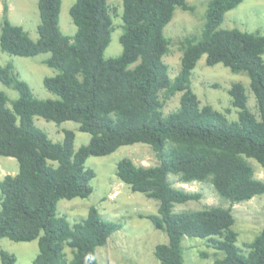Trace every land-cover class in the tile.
I'll return each instance as SVG.
<instances>
[{"label": "trees", "instance_id": "obj_1", "mask_svg": "<svg viewBox=\"0 0 264 264\" xmlns=\"http://www.w3.org/2000/svg\"><path fill=\"white\" fill-rule=\"evenodd\" d=\"M241 1L207 0L200 33L180 40L181 65L173 78L162 59L170 44L164 27L177 7L193 9L187 0H122V51L115 57L104 56L113 31L108 0H74L69 8L73 35L60 29L61 0H38L36 39L10 21L3 2L0 49L20 56L49 53L43 62L57 72L42 81L57 96L38 98L12 62L0 65V81L18 93L9 99L0 90V156L18 162V171L0 180V237L37 239L32 264H98L96 247L121 223L103 218L94 205L71 223L58 212V201L90 195L95 171L85 167L88 156L141 142L159 162L137 165L122 157L116 176L132 191L158 201L156 213L140 217L168 237L154 247L159 264H185L184 236L206 238L221 251L213 264H264V226L244 242L245 251L236 244L233 228L232 204L264 193V181L254 176L246 159L264 167V33L220 26L225 13ZM203 55L207 65L222 63L248 76L258 115L248 108L240 81L228 88L236 119L227 117L229 108L200 104L190 77ZM176 92L179 105L164 114L166 100ZM34 115L57 124L77 122L89 140L74 149V130L63 128L62 141H52L34 123ZM169 174L182 183H211L228 205L175 211L176 204L198 200L201 194L174 186ZM0 260L16 264L15 254L2 248Z\"/></svg>", "mask_w": 264, "mask_h": 264}, {"label": "rangeland", "instance_id": "obj_2", "mask_svg": "<svg viewBox=\"0 0 264 264\" xmlns=\"http://www.w3.org/2000/svg\"><path fill=\"white\" fill-rule=\"evenodd\" d=\"M37 1L0 0V23L3 2H6L10 21L20 24L32 39H36L39 23ZM73 2L74 0H61L59 25L61 31L67 35H73L76 31V25L69 13ZM187 3L193 6V9L184 10L177 7L171 20L164 27V34L170 38V44L169 51L163 55L162 59L168 64V73L171 78L177 74L181 65L180 40L186 35H198L204 21L207 0H187ZM108 4L113 31L111 40L104 50V56L115 57L122 51L119 41L122 33V0H108ZM220 26L264 33V0H242L236 7L225 13ZM48 55L49 53L42 52L34 56H20L0 49V65L12 62L14 70L28 82L38 98H56L57 95L46 89L42 81L46 75H54L57 72L56 68L43 62ZM262 58L264 60V54ZM190 79L191 87L197 94L200 104L209 103L221 111L229 108L226 114L230 120L237 118V108L231 105L228 88L232 82L240 81L245 86L248 96V108L258 115L255 96L245 73L233 72L222 63L207 65L203 55L192 69ZM0 90L4 91L9 99H14L18 95L15 89L1 81ZM160 95L162 97V93ZM179 96L180 92H176L166 100L162 108L164 114L179 105ZM33 121L47 133L52 141L56 142L62 141L63 128L74 130V149L87 143L90 137L89 133L78 130V123L74 121L66 120L57 124L38 115H34ZM122 157H129L137 165L149 166L159 162L151 147L141 142L122 145L107 155H90L85 160V167L95 171V176L90 181L93 187L92 192L84 198L60 199L57 204L58 212L64 214L72 223L85 217L89 207L94 205L103 218L121 223V227L107 238L104 245L96 247L95 255L98 264H159L154 255V247L157 243H166L168 237L166 233L156 229L149 219L140 217V214L156 213L158 201L146 197L140 191H132L127 183L116 176V163ZM246 159L253 168L254 176L264 181V167L253 158ZM17 171L18 162L14 157L0 156V180L5 174H14ZM168 176L174 186L201 194L198 200L176 204L175 211L199 209L205 205L224 207L228 205V202L217 194L209 182L182 183L177 181L175 176L170 174ZM232 214L235 219L233 228L238 232L236 244L245 251L244 242L253 239L264 226V193L232 204ZM181 243L185 264H213L215 257L222 255V252L214 248L211 243L209 244L206 238L184 236ZM0 248L14 253L16 264H32L38 252V241L37 239L14 241L7 237H0ZM65 250L68 252V257H71L69 250Z\"/></svg>", "mask_w": 264, "mask_h": 264}, {"label": "bare ground", "instance_id": "obj_3", "mask_svg": "<svg viewBox=\"0 0 264 264\" xmlns=\"http://www.w3.org/2000/svg\"><path fill=\"white\" fill-rule=\"evenodd\" d=\"M103 251V250H102Z\"/></svg>", "mask_w": 264, "mask_h": 264}]
</instances>
